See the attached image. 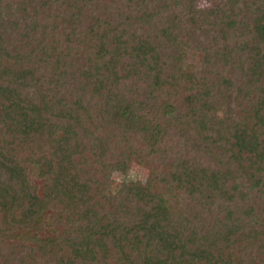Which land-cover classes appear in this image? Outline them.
Returning a JSON list of instances; mask_svg holds the SVG:
<instances>
[{
    "label": "trees",
    "instance_id": "1",
    "mask_svg": "<svg viewBox=\"0 0 264 264\" xmlns=\"http://www.w3.org/2000/svg\"><path fill=\"white\" fill-rule=\"evenodd\" d=\"M0 264H264V0H0Z\"/></svg>",
    "mask_w": 264,
    "mask_h": 264
},
{
    "label": "rangeland",
    "instance_id": "2",
    "mask_svg": "<svg viewBox=\"0 0 264 264\" xmlns=\"http://www.w3.org/2000/svg\"><path fill=\"white\" fill-rule=\"evenodd\" d=\"M212 1H214V0H199V5L209 6V4H211ZM139 165L140 164H138V163L137 164L134 163L131 167L129 174L125 178L129 177L132 179H135V178L144 179L148 169L144 166H141V165L139 166ZM114 176H115L116 183H118L121 180V177L119 176V174H115Z\"/></svg>",
    "mask_w": 264,
    "mask_h": 264
}]
</instances>
